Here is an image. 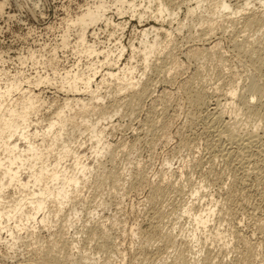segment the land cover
<instances>
[{
    "label": "rangeland",
    "instance_id": "374dc122",
    "mask_svg": "<svg viewBox=\"0 0 264 264\" xmlns=\"http://www.w3.org/2000/svg\"><path fill=\"white\" fill-rule=\"evenodd\" d=\"M100 1L108 4L106 14L116 23H127L120 31L99 21L95 28L100 47L112 48L119 36L126 49L117 65L131 57L134 80L140 79L147 91L139 86L116 95L113 87L99 89L112 114L100 120L107 125L104 140L111 151L97 163L93 139L75 133L72 147L85 154L82 159L89 167L80 194L64 206L58 221L52 216L46 225L14 228L19 241L0 231V264H264V150L258 157L251 152L256 143L264 144V6L258 0H248L254 2L249 6L246 0H224L238 10L233 15L216 8L221 0H165L173 19L139 23L130 12L118 17L110 4L116 0H0V69L34 75L35 65L18 57L32 49L36 54L42 46L48 52L59 43L63 17ZM248 18L254 22L247 23ZM149 25L162 26L171 36L161 33L162 48L143 68L140 48L131 52L128 45L138 46L139 30ZM56 55L60 66L69 68L77 61L70 48ZM107 68L103 65L97 81ZM231 88L236 90L233 98ZM33 90L48 102L61 104L64 98L50 84ZM199 91L204 103L194 100ZM50 113L43 109L40 114ZM229 125L239 141L254 131L259 142L245 146L247 152L233 149L224 132ZM226 150L234 154L224 156ZM253 155L257 166L250 160ZM62 163L74 166L68 157ZM211 199L216 207L209 231L220 229L226 240H207L201 230L191 242L192 216L184 208L192 202L197 212Z\"/></svg>",
    "mask_w": 264,
    "mask_h": 264
},
{
    "label": "bare ground",
    "instance_id": "6f19581e",
    "mask_svg": "<svg viewBox=\"0 0 264 264\" xmlns=\"http://www.w3.org/2000/svg\"><path fill=\"white\" fill-rule=\"evenodd\" d=\"M114 2L110 4L115 6V14L118 17L121 18L122 15L130 12L131 16H134L139 23L148 18L162 22L166 19H173L175 16L174 12L168 9L165 0H116ZM201 2L202 0L199 1V3ZM248 2L250 1L246 0L244 5L254 4V2H250V4ZM258 2L264 6V0H258ZM199 3L196 4V8L200 6ZM106 4L105 1L93 3L75 16L63 17L64 29H62L59 43L54 44L48 52H44L45 47L42 46L39 47L36 54L32 49L29 50L27 55L19 56L18 61L27 59L31 62V65H35L33 67L37 69L34 75L24 74L23 72L12 74L3 68L0 69V231L5 230L8 233L9 240L16 242L19 239L14 233V228L19 231L24 223L32 224V228H34L37 224H49L52 216L56 217V221H58L64 206L70 204L76 198V195L80 194V188L87 181L89 167L82 159L85 154H80L78 150L72 147L74 143H77L74 137L75 133L78 135L86 133L88 140L93 139L94 144L91 146V152L94 153L97 163L99 157L111 151L108 141L104 140V131L107 125L105 127L101 125L100 120L110 119L112 114L111 111L106 110L108 105L106 106V103H104V96L98 94L99 89L101 87L106 89L113 87V90L116 89V95L129 89L136 88L137 90L139 86L146 90L145 86L147 85L141 83L140 79L134 80L135 69L130 62L131 57L122 67L117 65L126 49L120 42L119 36L116 38L118 42L112 48L104 50L100 47L101 43L99 44L100 41L95 28L99 21H103L106 27L112 26L114 30L117 28L120 31L127 25L126 21L116 23L111 16H108L106 12L109 7ZM125 4L127 7L124 6ZM215 6L222 12L228 10L233 15L238 14V10L230 7V4L224 0L219 1L218 4L215 3ZM240 9L244 11L243 7ZM2 11L3 6L0 3V13ZM249 22L254 21L248 18L247 23ZM90 27H92V32L89 33ZM71 30H75L73 37L70 34ZM110 33L108 36H114L112 32ZM161 33L171 36V31L169 32L162 26L149 25L139 30L138 46L133 45V43L128 45L131 52L140 48V61L143 68L148 67L150 57L154 52L158 48H162ZM87 36L92 37L94 40L88 39ZM65 48L73 49L74 56L77 57L75 64H72L69 68L64 65L60 66L58 55H56L58 50ZM83 59H85L84 63H82ZM23 63L20 62V64ZM103 65H107L108 68L100 73L99 81H97V73L102 70ZM41 84L53 85L57 91H61L64 95L61 104H58L55 99L48 102L42 96L41 91L33 90V87ZM145 84H148V82ZM143 90L141 89V91ZM195 93L194 100L196 99L198 103H204L206 97L200 91ZM139 95L142 96L143 94L139 93ZM235 95V88H231L229 90L230 98ZM251 97L254 98V95ZM246 102L248 103V101ZM43 109L46 111L51 110V115L45 117L40 114ZM118 111V107L113 110L114 114ZM231 125L229 126L232 130L228 127L227 129L224 128V132L227 133L226 137L232 140V143L229 142V144H235L232 148L236 147V150L241 149V151L245 148L246 151L247 147L245 146L256 142L255 139L259 142L258 138H253L254 131L249 132L247 138L239 141L241 138L238 139V134L232 132L235 128L234 125ZM254 146L255 148L253 147L254 149L250 150L254 155L264 150V147L262 148L264 144L262 143H256ZM226 151L224 156L231 155V152L234 154L233 150ZM250 151L248 152L251 153ZM254 155L250 160H254L257 166L258 155L257 157H254ZM51 157H54L53 161L50 160ZM67 157L73 160L74 166L71 165V167L74 168L62 163ZM198 192L199 189L192 192L193 196L195 197ZM190 204H187V207L184 206L189 218L192 216L189 220L191 224L190 241H195L197 238L196 231L201 230L207 240L215 237L226 240V235H223L224 232L217 227L216 231H209L208 223L211 222V217L215 213L216 203L211 199L204 209H199L200 211L197 212H193L192 202ZM51 207L54 209L51 210ZM65 221L69 222L70 219L68 218ZM206 228L209 232L206 231ZM26 230L28 229L26 228ZM261 232L264 233V228L261 229ZM169 235L171 236L172 233L170 232L168 237ZM169 239L168 243L171 240ZM4 240L9 242L7 239ZM11 244L14 243H9V245ZM224 246H227V241Z\"/></svg>",
    "mask_w": 264,
    "mask_h": 264
}]
</instances>
